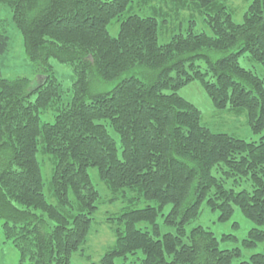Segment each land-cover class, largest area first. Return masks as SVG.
I'll return each instance as SVG.
<instances>
[{"label": "trees", "instance_id": "obj_1", "mask_svg": "<svg viewBox=\"0 0 264 264\" xmlns=\"http://www.w3.org/2000/svg\"><path fill=\"white\" fill-rule=\"evenodd\" d=\"M141 1L0 0L35 75L45 77L31 86V79L0 72V220L19 264H70L82 250L99 198L92 168L111 196L130 193L131 205H143L107 218L118 228L102 264L137 253L140 264H231L238 249H219L200 225L186 231L203 205L220 223L239 208L254 225L245 248L264 240V136L248 142L215 133L178 94L197 81L215 110L244 113L252 135L264 131V81L239 63L245 56L264 67V0H251L241 23L223 0H172L174 7L157 0L153 15L131 13ZM195 9L209 33L189 27L158 43L164 18ZM113 20L115 37L107 28ZM8 45L0 33V57ZM53 59L72 68L66 100ZM48 108L53 120L43 123ZM37 154L51 163L54 204L46 200ZM158 218L173 232L161 234ZM239 264H264V253Z\"/></svg>", "mask_w": 264, "mask_h": 264}, {"label": "rangeland", "instance_id": "obj_2", "mask_svg": "<svg viewBox=\"0 0 264 264\" xmlns=\"http://www.w3.org/2000/svg\"><path fill=\"white\" fill-rule=\"evenodd\" d=\"M142 1L136 7L132 6L130 12H135L141 16L153 15L150 11L153 9L152 7H155L158 3L157 0H149V6L145 9ZM167 2L166 4H168L169 7L173 6L172 0H167ZM250 2L251 0H223L222 4H224L227 11L230 12L232 21L241 23ZM163 6L166 11L168 6ZM195 10L196 11L192 12L189 10H181L178 12V16L171 15L170 19L167 17L164 18L163 20H166V22H161V16L157 15L158 20L161 22L158 33V43L163 45L168 43L171 36L179 33L185 34L190 30L189 27H191L194 33H209L204 23V14L198 13L197 9ZM123 16L126 17L127 13H124ZM190 21H193L192 26H190ZM107 28L112 37L117 35L119 27L116 20L111 21ZM0 33L8 37L9 44L6 52L0 57L1 76L4 79L25 77L32 80L31 86H36L41 83L45 77L35 75L34 66L28 61L24 53V43L21 32L18 31L12 20L10 9L2 5H0ZM239 63L243 68L254 70L257 76L264 81V67H260L253 61H248L245 56L239 59ZM49 64L52 65L55 73L54 75L60 84L59 88L61 89L62 98L66 100L70 97L72 90L71 85L74 78L72 68L68 64H60L54 59L50 60ZM178 94L198 109L201 116V124L210 128L215 133H224L228 136L244 139L248 142L257 140L260 136H264V131L260 135L251 134L249 126H247L246 114H235L230 112L229 109H225V111L215 110L209 97L201 87V84L197 81H192L189 85L182 87L178 91ZM43 112L45 113L40 115L41 122L44 123L45 121L49 122L53 120L52 109L48 108ZM45 116H48V119ZM113 137L116 142H118V138L115 134ZM37 158L40 162L46 200L54 204V199L48 192V183L52 172L51 163L47 156L37 154ZM88 175L91 185L99 192L97 209L94 212L90 230L86 236L87 238L81 247L82 250L73 253L70 258V264H102L101 259L115 244L116 236H114V231L118 228L116 220L113 221L114 224H111L107 218H117L121 213L128 211L129 207L135 209L143 206L138 203H133V205H131L129 203L131 197L130 193H125L124 195L116 194L115 197L111 196L108 190L105 189V185L98 179L97 170L95 168L89 169ZM168 208L169 206L163 208V214L168 212ZM217 218L218 212L211 211L203 205L201 206V212L198 218L192 220L187 225L186 231L200 225L214 234L218 240L219 249H238L240 257L235 258L231 264L246 262L251 255L264 253V240L257 243L255 247L245 248L243 246L242 241L246 239L248 232L250 229L254 228V225L251 221L242 216L238 207L234 208L233 215L229 221L220 223ZM157 222L160 224L161 234H164V232H173L172 229L161 225V218H158ZM1 225L2 221L0 220V264H19L20 254L13 246L12 242L4 238ZM119 227L123 226L119 225ZM224 236L227 237L223 238ZM141 259V253H137L128 256L126 259L119 258L114 264H140L139 260Z\"/></svg>", "mask_w": 264, "mask_h": 264}]
</instances>
